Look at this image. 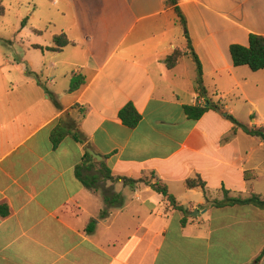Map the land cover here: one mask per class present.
Returning <instances> with one entry per match:
<instances>
[{
	"label": "crops",
	"instance_id": "crops-1",
	"mask_svg": "<svg viewBox=\"0 0 264 264\" xmlns=\"http://www.w3.org/2000/svg\"><path fill=\"white\" fill-rule=\"evenodd\" d=\"M48 1L55 30L35 31L20 62L0 59V264L255 263L264 209L212 202L223 201L224 190L264 199V140L232 119L264 129V70L235 67L230 54L251 35L264 38V0H177L187 30L168 0ZM60 34L70 44L49 50ZM176 50L184 56L168 69ZM74 74L86 83L70 92ZM208 99L227 116L208 107L189 119L184 108ZM129 104L142 116L133 129L119 118ZM59 130L68 134L59 138ZM88 148L104 159L91 156L85 176H97L101 162L115 177L151 175L188 214L146 184L108 181L106 192L122 194L124 205L100 218L103 194L76 176ZM197 176L206 192L186 188Z\"/></svg>",
	"mask_w": 264,
	"mask_h": 264
},
{
	"label": "trees",
	"instance_id": "trees-1",
	"mask_svg": "<svg viewBox=\"0 0 264 264\" xmlns=\"http://www.w3.org/2000/svg\"><path fill=\"white\" fill-rule=\"evenodd\" d=\"M4 0H0V12L4 13V8L2 6ZM168 2L174 6L175 11L180 19V23L182 26L187 30V22L184 14L177 6V0H168ZM188 38V51L192 54V56L195 59V62L197 64L198 69V78H197V89L199 92L200 97H206L207 90L204 86V79H203V69L202 65L199 61V58L197 57L196 53L194 52L193 46L191 44V40L189 36ZM54 44L55 46L53 48H49V50L52 51H60L62 48H65L70 44V41L68 40L67 36L65 34L56 35L54 37ZM230 54L232 57V61L235 67H242L247 66L254 72H259L264 70V38L262 36L257 35H251L249 40L248 46H242V45H233L230 48ZM184 56V52L180 50H176L172 55L168 56L166 58V65L168 69H173L177 66L179 60ZM86 83V79L82 74H74L71 79L70 84V92H75L79 90L84 84ZM210 102L209 108H215L217 110H220V107L213 104L211 100H206ZM186 115L189 119L193 121H198L202 116L207 112L208 108L203 106H186L184 108ZM120 120L123 122L124 125H126L129 128H136L140 121L142 120V116L137 111V109L134 107V105L129 104L126 107H124L119 114ZM232 118V117H231ZM235 124L241 128L244 129V131L251 135L256 136L264 140V129H258V130H250L247 129L242 124L238 123L237 120L232 118ZM64 134H68L67 132H60L57 134L60 137H62ZM72 136L75 139H79L78 135L76 133H73ZM93 158L86 153L84 157L83 165L78 167L76 170V176L80 180V182L88 189L96 190L98 188V184L100 182H112V183H122L124 186H130L135 187L137 184H146L149 186L152 190H154L157 193L162 194L167 201L169 202V205L174 209L181 212H184L185 214H188L189 210L185 207L179 205L177 199L174 195L170 194L169 189L167 185L162 183L161 181H147L144 178L135 180L130 179L126 177H115L112 175L111 170L106 166L104 162H101V168L99 170V174L93 175V176H85L84 175V168L86 167L87 163L92 162ZM154 174V173H153ZM187 189H196L200 188L204 192H206V182L200 177H194L189 178L186 183ZM225 193V199L223 201H214L212 202L213 206L216 207H226V206H235V205H254L256 207H259L261 209H264V199L261 198L259 195H253L249 199H237L229 197V191L224 190ZM103 199L106 207L102 210L100 214V218H105L109 215V210L113 207H121L124 205V197L120 193H103ZM183 224H187V218L183 219ZM96 228V221H92L89 226L87 227V232L89 234H92L95 231ZM264 256V250L261 253V255L257 258L255 263L253 264H259L262 257Z\"/></svg>",
	"mask_w": 264,
	"mask_h": 264
},
{
	"label": "rangeland",
	"instance_id": "rangeland-1",
	"mask_svg": "<svg viewBox=\"0 0 264 264\" xmlns=\"http://www.w3.org/2000/svg\"><path fill=\"white\" fill-rule=\"evenodd\" d=\"M2 6L4 13L0 12V59L11 56L9 58L11 61L20 62L24 57L25 47L35 37V31H46L50 36V31L55 30L47 23L51 20L47 17L54 15L49 12L53 5L48 0H4ZM26 19H28L27 24ZM237 106L238 111L243 115L246 106L243 104ZM144 179L153 181L151 175ZM258 186L264 190V176L259 179ZM106 187H109L107 182L102 181L95 191L102 195L107 191Z\"/></svg>",
	"mask_w": 264,
	"mask_h": 264
},
{
	"label": "water",
	"instance_id": "water-1",
	"mask_svg": "<svg viewBox=\"0 0 264 264\" xmlns=\"http://www.w3.org/2000/svg\"><path fill=\"white\" fill-rule=\"evenodd\" d=\"M209 106H210V102L207 101L205 107L208 108ZM220 113H221V115L223 117H226L227 116V112L226 111H223L222 109H220ZM87 151H88L89 155L92 156L97 161H103L104 158L101 155L97 154L93 149L88 148ZM196 212L198 213L199 210H197Z\"/></svg>",
	"mask_w": 264,
	"mask_h": 264
}]
</instances>
